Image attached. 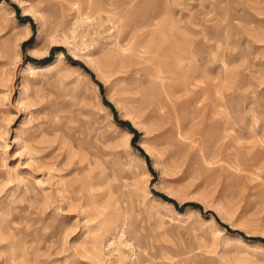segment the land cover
I'll return each mask as SVG.
<instances>
[{
  "label": "rangeland",
  "instance_id": "374dc122",
  "mask_svg": "<svg viewBox=\"0 0 264 264\" xmlns=\"http://www.w3.org/2000/svg\"><path fill=\"white\" fill-rule=\"evenodd\" d=\"M0 264H264V0H0Z\"/></svg>",
  "mask_w": 264,
  "mask_h": 264
}]
</instances>
